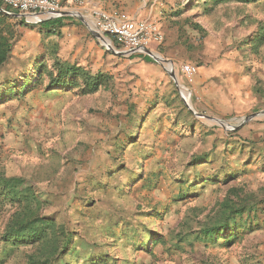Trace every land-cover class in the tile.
Here are the masks:
<instances>
[{"label":"rangeland","instance_id":"374dc122","mask_svg":"<svg viewBox=\"0 0 264 264\" xmlns=\"http://www.w3.org/2000/svg\"><path fill=\"white\" fill-rule=\"evenodd\" d=\"M202 1L185 3L194 15L185 18L175 40L183 61L175 62L159 48L155 53L171 63L152 58L160 67L156 70L111 37L109 49L93 32L96 20L63 3L65 10L84 15L104 50L101 64L90 70L107 72L112 81L92 94L80 88L46 90L50 75L37 73V64L52 65L58 38L31 17L0 10L8 15L3 28L15 37L0 79L27 76L31 82L18 94L1 86L0 173L27 178L47 201L43 213L76 235V254L67 260L87 264L89 253L97 252L109 259L104 264H264V222L228 249L195 237L232 190L235 202L241 196L258 199V217L264 219V115L239 128L213 124L189 109L188 92L178 88L168 71L172 64L200 114L238 124L263 111L264 41L258 47L252 41L264 30V0H228L212 11ZM116 11L130 16L126 9ZM66 17L80 20L78 15ZM195 24L205 30L204 38ZM194 39L199 43L194 45ZM185 63L206 67L207 80L190 82L181 68ZM182 104L195 120H182ZM148 105L157 108L142 123ZM129 110L137 111L133 118L142 123L140 130L132 125ZM215 126L219 137L234 133L236 144L226 145L222 163L197 165L192 157L215 138ZM225 172L233 176L225 177ZM196 174L219 175V180L203 187L193 182L196 193L174 200L175 179L192 181ZM12 211L8 202H0V264H27L37 246L7 251L1 241ZM150 234L157 242L150 244L151 252L139 249V241Z\"/></svg>","mask_w":264,"mask_h":264},{"label":"trees","instance_id":"16d2710c","mask_svg":"<svg viewBox=\"0 0 264 264\" xmlns=\"http://www.w3.org/2000/svg\"><path fill=\"white\" fill-rule=\"evenodd\" d=\"M226 1L228 0H203L202 4L208 6V11H212L219 4L225 3ZM0 7L19 12L18 10H12L8 6H5L2 0H0ZM7 17L8 15L0 11V77L11 59L15 38L12 32H6L3 28L2 24L5 23ZM67 19L71 18L66 16L51 18L40 22V25L48 29L50 34H53V28L62 26ZM193 28L201 33L199 34L201 38H204L206 32L200 25L195 24ZM110 37L114 43L124 47L118 39L112 36ZM263 41L264 30H260L256 33L255 39L252 42L255 44V47H258V44ZM194 43L196 45L199 42L196 43L194 39ZM140 56L146 61H153L146 54L141 53ZM36 71L37 73L46 72L50 75L46 90L55 88H80L83 93L92 94L98 92L103 86H107L112 81V76L107 72H92L90 69L77 63L62 60L57 56L54 58L50 67L44 62L38 63ZM26 77L22 79L14 76H6L2 80L0 79V98L5 95L2 93L4 88H7L8 92H17L18 88H22L23 90L24 88H28L31 82H29V77ZM21 80H24L22 84ZM155 98H158V95H155ZM158 100L156 99L153 104L157 103ZM156 108L157 106L148 105L145 108L146 111L142 112L141 118L144 120L141 119V122L143 123L149 120ZM182 108L184 112L186 111L184 113L186 115L182 119L184 122H186L187 119L185 118L187 117L189 120L190 118H194L195 120L194 114L183 104ZM136 113L137 111L129 110V119L132 125H135L137 130H140L142 123L139 122V125L136 122L137 119L133 118V115ZM217 129H219L217 126L212 128L214 133L217 132ZM235 138L236 136L232 132L225 137H219L215 133V138H212L210 141H205V150L200 154H195L192 160H195V164L197 165L222 163L227 155L226 145L236 144ZM242 144H245V141ZM242 144L240 145L241 148L243 146ZM226 172L224 173L225 177L233 176V173ZM218 177L215 175L206 176L196 174L192 181L187 178L175 179L179 184L178 192L174 200H182L196 193L197 191L194 188L195 183L193 182L199 183L203 187L210 180H219ZM233 194L234 190L217 207L216 215L196 233L195 237L197 240L204 241L207 244H218L220 247L228 249L240 242L250 231L262 226L264 219L262 220L258 217L261 211L257 207L258 199L254 196H250L249 198L241 196L235 202L234 197H232ZM0 202H8L13 210L1 234V241L4 244L5 250L12 251L29 245L37 246V250L28 255L27 264H76L66 258L67 256L76 254L75 252L78 247L75 241L76 235L66 230L63 225L58 224L54 217L43 213L47 201L44 199L42 193L27 178L21 175L0 173ZM139 243V249L151 252L149 248L150 244L157 242L153 239V234H150L142 238ZM96 253H89L84 262L87 264H104L109 260L105 255V258H103L96 255Z\"/></svg>","mask_w":264,"mask_h":264},{"label":"crops","instance_id":"0c3cea01","mask_svg":"<svg viewBox=\"0 0 264 264\" xmlns=\"http://www.w3.org/2000/svg\"><path fill=\"white\" fill-rule=\"evenodd\" d=\"M61 3L70 4L81 9L86 15L91 16V9L102 8L111 12L116 9H126L130 16L134 19H146L157 23L165 34V40L161 44H155L150 49L155 52L161 48L162 54L171 57L175 62H182L183 58L179 57V49L175 45L181 24L187 16H191V11L186 10V2L189 0H60ZM135 1V2H133ZM196 14V13H195ZM194 15V14H193ZM192 15V16H193ZM40 23V22H38ZM88 21L76 20L74 18L67 19L62 26L53 28L51 37L58 38L55 47V55L62 60L71 63H77L87 69L91 66L101 64V56L104 54L103 48L91 35V29ZM42 27V26H41ZM43 28V27H42ZM42 32V31H40ZM135 54L143 52L137 51ZM146 54V53H143ZM148 55V54H146ZM150 56V55H148ZM151 57V56H150ZM141 59H143L140 56ZM153 58V57H151ZM144 66L156 70L160 68L155 61L144 60ZM93 63V64H92ZM100 71V70H98ZM104 72V71H103ZM211 73V71H209ZM208 74L206 67H199L194 83H202ZM207 80V79H206ZM199 89L194 87L193 93L201 94Z\"/></svg>","mask_w":264,"mask_h":264},{"label":"built area","instance_id":"2783aa9c","mask_svg":"<svg viewBox=\"0 0 264 264\" xmlns=\"http://www.w3.org/2000/svg\"><path fill=\"white\" fill-rule=\"evenodd\" d=\"M2 2L12 10L37 14L38 17L65 10L60 0H2ZM90 12L98 28L106 36L118 39L126 49H150V43L161 44L165 40L164 32L153 21L137 20L124 12H111L102 8H93ZM181 68L187 79L193 82L198 73V67L193 63H185Z\"/></svg>","mask_w":264,"mask_h":264},{"label":"water","instance_id":"95a60500","mask_svg":"<svg viewBox=\"0 0 264 264\" xmlns=\"http://www.w3.org/2000/svg\"><path fill=\"white\" fill-rule=\"evenodd\" d=\"M0 10L1 11H4L6 13L13 14V15L18 16V17H28V20L31 17V20L30 21L37 22V23L38 22H43V21L48 20V19H51V18L62 17V16H69V15H78L81 20L86 21L85 18H84V15H82L79 12H76V11L63 10V11H60V12H58L56 14L47 15L45 17H38L37 14L16 13V12H13V11H8V10H6L3 7H0ZM32 16L38 17V19L34 20V19H32ZM97 28H98V26H97ZM93 32L95 33V35L99 39L103 40L106 43V45H107V47L109 49H113L112 40H111V38L109 36H106L99 28H98V30H93ZM107 41H109V42H107ZM127 51L130 52V53H134V52H137V51H141L143 53H146V54L150 55L151 57H153L157 61H162V62L165 61V62L171 63L170 60L165 59V58L159 56L158 54H156L155 52H153L149 48H143L141 50H129V49H127ZM168 71H169L170 75L172 76L173 80L175 81L176 85L178 86V88L180 90H183V91L185 90V91L188 92V96L186 97V104L189 107V109L191 111H193L197 116L206 118V119H208L213 124L220 125V126H223L225 128H239L244 123H246L247 121H250V120L254 119L257 116L264 115V110H263V111L256 112V113H253L251 115H248V116L244 117L238 124H232V123H230L228 121H224V120H221V119H218V118H215V117H211V116H208V115L200 114L193 107V103L191 101V90L189 88H187L184 84H182L180 82L179 77L176 74V72H175L172 64H170V67L168 68Z\"/></svg>","mask_w":264,"mask_h":264},{"label":"bare ground","instance_id":"6f19581e","mask_svg":"<svg viewBox=\"0 0 264 264\" xmlns=\"http://www.w3.org/2000/svg\"><path fill=\"white\" fill-rule=\"evenodd\" d=\"M35 17V16H34ZM35 18H37L38 19V17H35ZM107 42H109V41H107Z\"/></svg>","mask_w":264,"mask_h":264}]
</instances>
